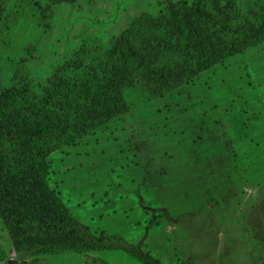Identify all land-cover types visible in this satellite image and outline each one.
Segmentation results:
<instances>
[{
	"label": "rangeland",
	"instance_id": "1",
	"mask_svg": "<svg viewBox=\"0 0 264 264\" xmlns=\"http://www.w3.org/2000/svg\"><path fill=\"white\" fill-rule=\"evenodd\" d=\"M28 1L0 42V90L19 83L21 99L23 84L36 98L59 79L101 77L93 68L134 19L181 0H61L41 23L25 15ZM235 1L242 21L264 5ZM123 92L126 114L46 157L68 215L158 264H264V40L162 96L139 82ZM37 245L0 220V264H141L120 248L41 254Z\"/></svg>",
	"mask_w": 264,
	"mask_h": 264
},
{
	"label": "trees",
	"instance_id": "2",
	"mask_svg": "<svg viewBox=\"0 0 264 264\" xmlns=\"http://www.w3.org/2000/svg\"><path fill=\"white\" fill-rule=\"evenodd\" d=\"M60 1L29 0L25 15L41 23ZM8 2H0L1 10L8 9L0 16L2 43L21 11V0ZM166 8L157 18L140 15L116 37L105 62L93 68L95 75L102 74L99 78L83 83L59 79L36 98L24 84L23 99L19 83L0 90V220L15 240L36 241L41 254L120 248L141 264H158L117 242L118 235L96 236L77 224L49 186L46 157L126 114L123 91L135 82L151 97L162 96L264 40V5L245 21L235 0H181ZM10 60L12 80L21 81L19 60Z\"/></svg>",
	"mask_w": 264,
	"mask_h": 264
},
{
	"label": "water",
	"instance_id": "3",
	"mask_svg": "<svg viewBox=\"0 0 264 264\" xmlns=\"http://www.w3.org/2000/svg\"><path fill=\"white\" fill-rule=\"evenodd\" d=\"M17 262L14 260H11V264H16ZM23 263V262H22Z\"/></svg>",
	"mask_w": 264,
	"mask_h": 264
}]
</instances>
